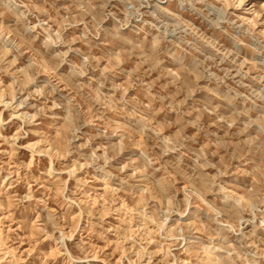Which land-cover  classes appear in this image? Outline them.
Returning a JSON list of instances; mask_svg holds the SVG:
<instances>
[{
  "label": "rangeland",
  "instance_id": "374dc122",
  "mask_svg": "<svg viewBox=\"0 0 264 264\" xmlns=\"http://www.w3.org/2000/svg\"><path fill=\"white\" fill-rule=\"evenodd\" d=\"M0 264H264V0H0Z\"/></svg>",
  "mask_w": 264,
  "mask_h": 264
}]
</instances>
